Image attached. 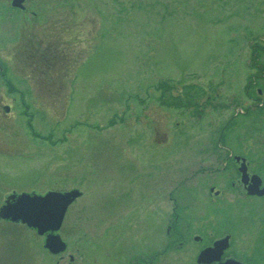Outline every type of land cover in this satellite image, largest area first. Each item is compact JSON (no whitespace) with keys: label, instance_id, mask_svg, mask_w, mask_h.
Wrapping results in <instances>:
<instances>
[{"label":"rangeland","instance_id":"374dc122","mask_svg":"<svg viewBox=\"0 0 264 264\" xmlns=\"http://www.w3.org/2000/svg\"><path fill=\"white\" fill-rule=\"evenodd\" d=\"M41 13L33 40L58 35L49 56L19 51L31 22L0 27L8 78L27 95L0 129V208L15 189L82 195L60 229L62 258L0 217V264H70L71 251L84 256L74 264L90 251L118 264L103 244L131 236L145 251L147 208L183 212L187 234L232 230L236 257L264 264V194L247 195L233 159L264 186V0H52ZM198 248L173 246L157 264H199Z\"/></svg>","mask_w":264,"mask_h":264},{"label":"flooded vegetation","instance_id":"af4514ba","mask_svg":"<svg viewBox=\"0 0 264 264\" xmlns=\"http://www.w3.org/2000/svg\"><path fill=\"white\" fill-rule=\"evenodd\" d=\"M50 1L52 0H0V27H2L5 24L12 26H14L15 24V26L17 27L19 24H23L24 21L31 22L32 25L34 26V28L32 27V33L30 34L29 38L28 39L26 38L25 40L28 43L27 45L28 47L24 46L27 44V43L24 44V41L22 45L19 47L20 49L19 51H21L23 55L26 52L29 54V51L31 52V54L35 55V53L40 51L42 56L44 55L49 56L51 54V53L49 54L50 51L58 50L59 45H58V40L56 38L58 35L52 36L51 39H49L48 43L44 42L45 39L43 40L42 38L39 41V43L37 42L38 44L33 40V37L35 36L34 33L35 26H37L36 27L37 30L38 27L40 26L39 23L43 17L41 11L47 3H50ZM10 19H14V20L11 21ZM17 19L23 20V23H20L21 21ZM53 26L58 27V24ZM58 31L60 30H57L56 33H58ZM0 46L2 47L3 50L9 48L7 44L3 46V43ZM3 50H0V81L1 83H3L2 86L6 89L7 94L5 95L3 93H0V129L7 130L13 127L14 125L13 118H15V115L16 116L19 115L18 109L22 108L23 106L27 107L26 105L27 95L24 94L25 91L20 86L18 85L14 86L13 81L10 78H8L7 71L8 69H10V64L13 59L12 56L14 55L12 49H10V53H9L10 57L9 56L7 58L3 57V54L1 53V51ZM23 115H27V112L25 110L23 112H20V116ZM36 133L39 134L38 131H36ZM233 157H234L233 159L235 160V164L237 166V170H239L241 161L236 160L235 155H233ZM15 191H16L15 194H21L23 192H28L31 194L34 193L44 194L49 190L45 192H39L33 189L31 190L23 189L19 191L18 189L17 190L15 189L14 192ZM14 192H12L11 194H14ZM121 194L119 196V199H126L128 197V196L125 198L121 197ZM248 196H252V195H248ZM106 200H107L106 201L107 205L108 203L110 205L111 202H113V200L111 201L109 198ZM159 210L157 208L146 209V213L144 215V221H146V226L144 227L143 231L145 232L146 238L149 240V242L148 244H146L145 251L144 249L142 251L140 250V241L138 242V239H136L135 237L126 236L123 237L122 240L115 241V243H112L111 241H108V243L106 242L107 244L104 243L103 246L106 247V249L104 248V250L106 251H104L103 253L109 254L110 252L114 251V249L118 250L119 254L117 255L116 258H114V262L115 263L117 262L118 264H157V262L160 260L159 259L160 256L162 254L163 255L167 254V252L170 250L172 251L173 246H175V248L182 249L184 247V244L193 241L196 243V245H199V248L195 253L196 255L195 257L196 259H198V256L203 249L212 246L217 240L227 237V242H226L227 245L219 254L218 258H216L215 260L209 263L199 262V264H221L222 262L226 261L229 258L238 259V257H236L237 252L234 248L236 241L234 231L229 230L220 233L217 236H212V235L210 236L208 235V233L191 234L190 232L187 234L186 231H188V229L183 228V225L178 222V221H182L184 223L186 222V220H184L183 212L181 211L177 212L178 210H176L175 212L171 211L169 213H165V214L163 213L164 216H161L163 214ZM174 213H176L175 215L176 222L172 220V216L174 215ZM157 219H159L160 221L165 220V224L161 223V225L158 227L156 223ZM220 226H224V225H220ZM108 250L109 252H107ZM145 252H147V255H144ZM63 253L64 252L58 255H60V257L62 258L64 257L62 256ZM90 253L93 254L94 257H91L92 262H88V264H100L96 258L98 256L95 257V255L98 253H96V251L95 252L90 251ZM69 257H70V264H74L77 262V260L78 261L79 259L82 260L84 256L83 257L75 256L73 251H71ZM249 259L251 261H256L257 257L254 258L250 257Z\"/></svg>","mask_w":264,"mask_h":264},{"label":"water","instance_id":"95a60500","mask_svg":"<svg viewBox=\"0 0 264 264\" xmlns=\"http://www.w3.org/2000/svg\"><path fill=\"white\" fill-rule=\"evenodd\" d=\"M20 2V1H19ZM240 159V157H237ZM245 159H243L240 170L242 181L246 185L249 194H264V187L261 188L260 176L254 174L251 182H248V172ZM81 194L80 190L70 191H50L45 195L23 193L16 197L11 195L14 200L8 199L0 208V217L11 219L12 221H22L30 227L37 229L39 234H45V246L53 253L64 251L67 247L66 242L59 233H56L64 221L69 205ZM226 240L221 239L213 246L205 248L198 257L199 262H211L218 258L220 252L226 246ZM221 264H243L235 259H228Z\"/></svg>","mask_w":264,"mask_h":264},{"label":"trees","instance_id":"16d2710c","mask_svg":"<svg viewBox=\"0 0 264 264\" xmlns=\"http://www.w3.org/2000/svg\"><path fill=\"white\" fill-rule=\"evenodd\" d=\"M256 59H257V54H254L255 63H257ZM256 264H258V262Z\"/></svg>","mask_w":264,"mask_h":264}]
</instances>
